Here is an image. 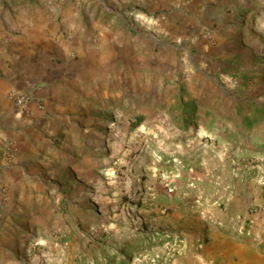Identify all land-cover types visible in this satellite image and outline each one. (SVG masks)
I'll return each mask as SVG.
<instances>
[{
    "label": "rangeland",
    "instance_id": "374dc122",
    "mask_svg": "<svg viewBox=\"0 0 264 264\" xmlns=\"http://www.w3.org/2000/svg\"><path fill=\"white\" fill-rule=\"evenodd\" d=\"M60 1L0 0V46L19 11ZM211 8L198 51L140 88L111 77L92 120L53 137L70 155L0 264H197L221 239L264 243V0Z\"/></svg>",
    "mask_w": 264,
    "mask_h": 264
},
{
    "label": "crops",
    "instance_id": "0c3cea01",
    "mask_svg": "<svg viewBox=\"0 0 264 264\" xmlns=\"http://www.w3.org/2000/svg\"><path fill=\"white\" fill-rule=\"evenodd\" d=\"M215 2L61 0L17 13V32L0 46V245L21 235L60 155H70L50 149L53 137L67 135L79 117L92 120L87 109L109 100L111 77L140 88L173 65L180 49L198 51L199 29ZM13 90L30 96L22 113L7 99ZM255 248L264 251V243L221 239L219 256L197 264H264Z\"/></svg>",
    "mask_w": 264,
    "mask_h": 264
},
{
    "label": "built area",
    "instance_id": "2783aa9c",
    "mask_svg": "<svg viewBox=\"0 0 264 264\" xmlns=\"http://www.w3.org/2000/svg\"><path fill=\"white\" fill-rule=\"evenodd\" d=\"M7 99L12 103V105L18 112L22 113L26 110V104L30 99V96L25 92L13 90L7 93ZM6 149L10 151V145L7 144ZM8 156L12 157V154L9 153Z\"/></svg>",
    "mask_w": 264,
    "mask_h": 264
}]
</instances>
